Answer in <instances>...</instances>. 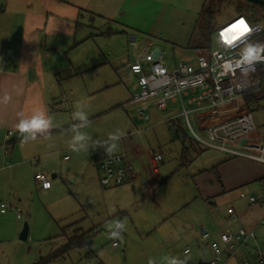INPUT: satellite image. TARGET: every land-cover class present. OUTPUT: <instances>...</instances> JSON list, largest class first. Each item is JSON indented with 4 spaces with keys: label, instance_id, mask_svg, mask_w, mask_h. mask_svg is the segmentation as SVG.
I'll return each instance as SVG.
<instances>
[{
    "label": "rangeland",
    "instance_id": "rangeland-1",
    "mask_svg": "<svg viewBox=\"0 0 264 264\" xmlns=\"http://www.w3.org/2000/svg\"><path fill=\"white\" fill-rule=\"evenodd\" d=\"M34 1L35 10L43 7V0ZM107 1L78 0L82 9H86V5L98 9L99 5L105 6ZM117 1L118 8L122 6L118 13L121 15L124 12L123 21L130 23L128 28L113 24L108 26L97 15L89 16L88 12L81 10L71 36L57 34L47 37V51H43L47 55L43 57L42 68L44 83L52 90L58 107L53 112V118L58 126L64 128L55 138L61 136L68 143L78 130L91 137V141L112 143L109 134L120 135L111 155H121L122 145L129 163L130 154L126 152L129 139L126 135L132 134L134 130L127 114H133L134 111L127 106V102L133 93L135 81L133 78L120 77L118 71L131 61V49L127 46L125 33L132 30L146 34L160 8L158 3L168 7L166 23L159 22L158 27L164 26L174 35L184 38L189 35L190 25L205 1L216 13L215 31L237 16L245 17L251 23L264 24V6L248 3L247 0ZM4 2L0 0V7H4ZM116 15L113 14V17ZM116 21L120 22L118 19ZM108 29H112L115 35H100V32L106 33ZM153 43L165 54L168 65L177 61H195L193 51L154 40ZM216 48L215 43L213 49ZM50 49L54 52L48 51ZM206 51L199 50L200 53ZM259 90L249 93L254 100L248 101L247 105L245 100H240V113L249 111L253 115L257 130L251 136L264 141V92ZM167 107L165 112L152 110L151 121L146 126L155 127L132 139L139 145L142 154L139 160L133 161L132 167L137 173L143 165L148 172V183L142 184L139 178L128 179L123 186L102 190L96 176L97 186L83 190L79 183L72 184V175L92 176L95 172L92 170V157L109 154L100 146L94 148L91 145L88 150L93 154L87 155L88 150L73 152L68 148L61 158H55L66 178L63 187L56 190L52 198L44 200L35 196L34 207L27 214L24 213L18 222H15L16 215L13 212L7 211L6 215H0V264H35L46 258L63 245V229L79 215L86 217L82 222L84 229L92 225L102 228L99 232L95 231L92 238V249L102 264H148L149 259L154 264H170L174 257L186 260V264H205L212 252L210 248L202 247L205 242L199 233L209 231L214 218L223 221L232 231L242 227L247 232H254V238L242 253L264 251V223L261 224L264 222V205H252L249 202L251 196L260 195L264 198V183H261L264 181L254 180L264 176V165L242 158L226 161L227 164L219 171L224 187L219 182L221 178L218 180V174L213 173L211 168L227 160L223 154L210 152L209 149H203L205 152L201 153L193 145L191 149L194 154H201L191 155L192 162L183 165L182 136L177 137L168 124H157L181 112L178 103L168 102ZM78 110L87 114L88 126L74 130L73 125L81 123L73 119V113ZM189 118L193 130L198 132L194 115ZM176 120L182 124L183 132L191 137L183 118L177 117ZM152 155L162 157V161L157 164L156 175L150 169L149 157ZM63 156H68L69 160L63 161ZM76 201H80L82 212H73ZM4 204L9 203L6 201ZM117 206L122 208L119 210L124 213L122 218L117 215ZM96 207H100L98 211ZM229 208L235 213L233 219L227 215ZM114 214L117 216L114 217ZM117 222L125 223L124 230L114 227ZM24 223L28 226V238L21 241L19 233ZM117 230L120 233L113 237L112 232ZM214 240L219 241V235ZM114 242L118 243L117 249L112 247ZM198 244L203 251L198 248ZM187 247L191 252L183 256L182 252ZM50 264H85V261L82 253L74 250Z\"/></svg>",
    "mask_w": 264,
    "mask_h": 264
},
{
    "label": "crops",
    "instance_id": "crops-1",
    "mask_svg": "<svg viewBox=\"0 0 264 264\" xmlns=\"http://www.w3.org/2000/svg\"><path fill=\"white\" fill-rule=\"evenodd\" d=\"M118 2L119 1L117 0H108L105 6L104 4H102L101 7L99 5L98 9H94L93 7L87 5L85 7L86 9H82V7H80L79 5L80 3L78 2V0H74V2L73 0H67L66 3L64 2V0H43V7L41 8L39 6L40 8H38V10H35L34 0H5L4 7H0V205L4 204V202L6 201H8L9 203L8 205L5 204L9 207L4 212L0 211V215H6L7 211L13 212L16 215L15 222H18L19 220H21L24 213L27 214L29 210L34 207L35 196H39V198L42 197L44 200H49L50 198H52L56 190L63 187V180L64 178H66L64 177V173L60 169L58 163L55 162V158H61V155L64 154L65 150H68V143L67 140H63L61 136L60 138H55L56 135L58 133H61L64 128L58 126L53 118V112L54 110L58 109V107L54 102L52 90H50V88L46 86L43 79L42 62L43 57H46L47 55L46 53H44L45 51H47V37L56 36L57 34L71 36L74 33V27H76L77 20L81 15V10L88 12L89 16L97 15V17H99V19H102L108 26H111L113 24L119 27L128 28V25H130V23H125V21H123L125 13L123 12L121 15L118 13L122 8V6H119L118 8ZM158 4L160 8L157 10L154 19L151 21L146 34H138L129 29V32L125 33V35L127 36V46L128 36L130 34H134L140 42L148 40L153 42L154 40L158 43L160 42L163 44L172 45L178 49H186L198 16H196V18L190 25V31L188 33L189 35H187V37L185 38L178 37L170 31L166 30L164 26L159 25L158 27L159 22L163 21L164 24L166 23V10L168 9L165 4ZM113 14L118 15H116L117 17H113ZM117 19L120 22L116 21ZM111 30L112 29H108L107 31H110L112 35H115V33H113ZM103 34L105 33L100 32V35ZM145 35L148 36L146 37ZM145 38L149 39L144 40ZM48 51H50L51 53L54 52L53 49H50ZM194 53V56H196L199 53V50L194 51ZM132 61L133 58L131 54V61L123 65L121 69H118V71L120 70V77L124 79H134L135 84L132 88V91L134 93L137 90L136 80L134 76L131 75L127 70V65ZM30 73L32 74L31 76L29 75ZM5 96L9 98L7 102H4ZM132 109L134 111L133 107ZM224 109L225 108L218 110V114H210L208 118L204 119L203 124H200L201 119L194 116V120L198 124V132H200L201 129L205 126L216 123L217 121L223 119ZM38 112H44L47 117L51 118L54 127L50 130V133H38L36 140H29L27 143L22 144L21 141L23 137L16 128V125L21 118L20 114H23L24 117H31L33 114ZM130 114L127 115L132 123V131L134 130L132 134L128 133L126 135V138L129 139V142L126 145V152L130 154V158L128 157L132 176V179L130 180L139 178L141 179L142 184H146L148 183V172L145 171L144 166L142 165V168L140 169V171H138L139 173H136V171H134L132 167L133 161L139 160L142 157V154H140L141 152L139 149V145L132 141V139L141 136L146 131H149L155 126H146L147 124H149V122H141L136 119L133 114ZM157 124L161 125L168 123L160 122ZM177 124L181 128L180 135L176 134L177 137L182 136V141L183 139L185 140L184 136L187 137V145H185L187 150L184 153L187 155L186 160H182L181 152V162L183 165H187L193 160L191 155L199 156L201 153H203L204 148H201L199 144H197L191 137L187 136L183 132L182 124H180V122L177 121ZM143 126H145V128H137ZM137 130H140L141 133L136 134ZM89 145L90 147H92L91 142L89 143ZM193 145L197 150H200L201 153L194 154L193 150L191 149ZM124 150L121 145V151L124 152ZM209 151L211 152L213 150ZM213 152L219 153L217 151ZM87 154H93V152L91 153L90 150H88L86 155ZM219 154L221 155L222 153ZM223 155L226 159H230L229 156L225 154ZM110 156L112 155H100V157H98V155H94L92 157V170L94 169L93 171H95L93 172V175L90 177L89 175H72V184H75L76 182L79 183L80 186H82L83 190H85L86 187L90 186L94 188L97 186V176L99 187L102 190L114 189L119 187L115 186L106 188L101 186L99 182L101 173L98 171L97 164L101 159ZM153 156L154 155L149 157L150 169L151 173L153 175H156V173L158 172L157 164L159 162L154 163ZM62 160L68 161L69 158L68 156H63ZM225 161L226 160L220 162L221 165H219L220 163H218L217 165L214 164L211 167L212 172L215 173L216 171L215 174H218V180L219 178H221V181L219 182L221 183L222 187H224L222 180L223 178L219 177V171L223 167V165L227 164ZM39 171L47 174L49 180L51 181L50 189H42L40 185L34 180V175ZM209 174L212 175L211 172H209ZM260 178H264V176L256 177L254 180L259 179L258 181L260 182V180H262ZM123 185H125V183ZM147 195H149V192H147ZM79 202L80 201H76L75 203V209L73 211L74 213L82 212V208H80ZM131 204L132 203L128 205V208L131 206ZM99 208L100 207H96L95 210L98 211ZM121 209V207L117 206L116 210L117 215L122 218L124 213L119 211ZM18 213H20V215H18ZM115 215L116 214H114V217ZM85 218L86 217H84L83 215H79L77 219L69 221L66 224V227L72 226V230L69 229L67 233L69 235H72V231L74 229H80L82 232H89L91 235L92 243V238L95 234V231L99 232L102 230V228L99 225H92L91 228L84 229L82 226V222L85 220ZM5 220L6 219H4V221ZM210 226L211 228L207 232L211 234L212 239H214V237H218L221 232L229 229L228 225H225V223L218 218L212 219V223ZM117 231L119 234V230ZM19 232L20 228L16 233L18 234ZM199 245L200 244H198V248L203 251L204 249L200 248ZM112 247L117 249L118 243L114 242L112 244ZM202 247L208 248L207 243H204V245L202 244ZM190 252L191 250L189 249L188 254H183L182 252V255L187 256L190 254ZM243 260H249L252 264H256V253H254L253 251L250 253L241 252L237 259L230 261L228 264H242ZM205 261V264H207L208 260Z\"/></svg>",
    "mask_w": 264,
    "mask_h": 264
},
{
    "label": "built area",
    "instance_id": "built-area-1",
    "mask_svg": "<svg viewBox=\"0 0 264 264\" xmlns=\"http://www.w3.org/2000/svg\"><path fill=\"white\" fill-rule=\"evenodd\" d=\"M215 43L216 49L199 52L193 63L177 61L168 65L165 54L152 41L140 42L134 34L129 35L133 61L127 65V70L134 76L137 90L127 106L134 108L136 119L147 123L151 121L152 110L164 112L168 102L178 103L181 112L161 121L168 123L177 135L180 134L176 118L182 117L192 139L202 148L264 165L259 162L264 160V141L251 136L257 130L256 119L249 111L240 113V100L264 84V24L251 23L237 16L217 29ZM223 108V119L205 126L200 132L193 130L190 115L201 119L200 124H203L210 114H218ZM139 133L141 131L137 130L136 134ZM126 156L123 152L98 162L101 186H120L132 179ZM161 160L160 155L153 156L154 163ZM34 180L44 190L51 187L44 172H37ZM249 202L264 205V198L251 196ZM8 207L6 205L1 212ZM227 214L230 218L235 215L233 209L227 210ZM200 238L212 252L207 264H228L246 251L254 232L242 227L233 231L227 229L219 234L217 241L209 232L201 231ZM188 253L187 247L183 254ZM242 264L252 263L243 260ZM256 264H264V251L256 252Z\"/></svg>",
    "mask_w": 264,
    "mask_h": 264
},
{
    "label": "trees",
    "instance_id": "trees-1",
    "mask_svg": "<svg viewBox=\"0 0 264 264\" xmlns=\"http://www.w3.org/2000/svg\"><path fill=\"white\" fill-rule=\"evenodd\" d=\"M215 11L212 6L208 2H204L202 5L200 12L198 13L197 20L195 22L194 30L191 34L188 46L186 47V50L189 51H198L202 49L206 50H212L213 45L215 44V37L216 32L215 26H214V20H215ZM106 36H111L112 33L110 31L106 32ZM131 35V34H130ZM261 92H264V87H260ZM252 94L245 95L242 99L245 100V105L248 104V101H252ZM178 132L180 134L181 128L177 124ZM185 137V140L182 141V160H186V154H184L187 150L185 147L187 137ZM232 159V158H230ZM230 159H227L226 161H229ZM225 161V162H226ZM216 173V171H215ZM264 181V179L260 180ZM72 230V226L65 227L62 231V241L63 245L59 247L58 249H55L51 252L50 255H48L46 258H42L39 261L35 262V264H50L55 262L56 260L63 259L66 254H68L71 251H78L82 252V259L85 261V264H101V262L98 260L96 252L92 249V243H91V235L89 232H82L80 229H74L72 231V235L68 234V230Z\"/></svg>",
    "mask_w": 264,
    "mask_h": 264
},
{
    "label": "clouds",
    "instance_id": "clouds-1",
    "mask_svg": "<svg viewBox=\"0 0 264 264\" xmlns=\"http://www.w3.org/2000/svg\"><path fill=\"white\" fill-rule=\"evenodd\" d=\"M8 99L9 98L5 96L4 102H7ZM20 115L21 118L18 124L16 125V128L23 137L21 141L22 144L27 143L29 140H33V141L36 140L38 133L39 134L50 133V130L54 127L51 118L47 117L44 112L35 113L31 117H24L23 114ZM73 119L81 122L79 125H73L74 130L88 126V117L83 110H78L74 112ZM120 138H121L120 135L110 133L109 140L112 141V143H109L108 141H100V140L91 141V137H89L86 133L77 130L76 134L68 142V148L73 152L87 151L90 147L89 141H91V144L94 148H96L97 146L104 147L106 153L111 155L117 147L115 141H118ZM259 162L264 163V160H261ZM5 208L6 205H0V211H2ZM114 227L115 228L118 227L120 231H122L125 228V223L117 222ZM117 235L118 232L116 231L112 232L113 237ZM148 264H154V261L152 259H149ZM170 264H186V260H180L174 257L172 258Z\"/></svg>",
    "mask_w": 264,
    "mask_h": 264
},
{
    "label": "water",
    "instance_id": "water-1",
    "mask_svg": "<svg viewBox=\"0 0 264 264\" xmlns=\"http://www.w3.org/2000/svg\"><path fill=\"white\" fill-rule=\"evenodd\" d=\"M248 3L254 4V5H262L264 6V1L262 0H247ZM30 76L32 75L31 73L29 74ZM28 235V226L26 223H24L23 228L19 234V240L21 241H26Z\"/></svg>",
    "mask_w": 264,
    "mask_h": 264
},
{
    "label": "snow or ice",
    "instance_id": "snow-or-ice-1",
    "mask_svg": "<svg viewBox=\"0 0 264 264\" xmlns=\"http://www.w3.org/2000/svg\"><path fill=\"white\" fill-rule=\"evenodd\" d=\"M241 24H243V21H241ZM245 31H247V28L245 29ZM251 54V53H250Z\"/></svg>",
    "mask_w": 264,
    "mask_h": 264
}]
</instances>
